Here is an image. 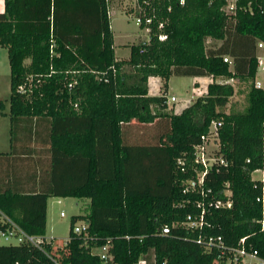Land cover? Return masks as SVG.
<instances>
[{"label": "trees", "instance_id": "obj_1", "mask_svg": "<svg viewBox=\"0 0 264 264\" xmlns=\"http://www.w3.org/2000/svg\"><path fill=\"white\" fill-rule=\"evenodd\" d=\"M136 3L142 28L151 18L148 40L117 59L111 0H4L0 47L9 65L10 131L20 119L47 120L51 185L31 193L0 188V212L41 238L48 198L87 199L89 212L71 218L62 245H0V264H103L90 249L106 243L107 264H217L219 249L207 244L217 237L226 249L264 258V91L254 85L264 0H235L232 13L226 0ZM172 76L243 83L246 106L226 111L234 87L213 81L179 114L168 113ZM149 77L162 81L160 95H148ZM212 122L220 125L215 161L200 197L183 190L202 172L194 147ZM200 214L201 226H192ZM76 222L87 224L88 238L73 234Z\"/></svg>", "mask_w": 264, "mask_h": 264}, {"label": "rangeland", "instance_id": "obj_2", "mask_svg": "<svg viewBox=\"0 0 264 264\" xmlns=\"http://www.w3.org/2000/svg\"><path fill=\"white\" fill-rule=\"evenodd\" d=\"M137 0H111L109 5V21L110 29L115 42V56L119 59H126L129 56V47L132 44L146 42L148 33L145 28L136 25L135 18L138 16L140 9L137 5ZM210 44V43H209ZM220 44V43H217ZM258 56L262 58L264 63V49L259 51ZM256 81L262 85L264 90V72L258 71ZM208 78H190L172 76L167 82V90L165 97L168 113H178L185 107L189 106L194 99L200 96L206 89L209 83ZM234 94L230 100L228 109L233 111H242L246 106V90L243 83L233 85ZM162 81L160 78L152 79L148 84L150 96L161 94ZM9 96V65L7 60V52L0 47V102H3V107L0 108V145L3 139L8 138V117L4 114L8 113L9 106L6 102ZM174 98V102L170 101ZM216 144L212 142L206 145V153L214 151ZM212 150V151H211ZM253 178H260V173L256 172L252 175ZM86 199L75 198H49L48 199V232H52L56 236L53 245H62L68 237L70 221L73 216L87 215L89 205ZM62 213L61 217L59 214ZM80 223V222H76ZM76 223L74 225H76ZM13 241H5L0 237V245H8Z\"/></svg>", "mask_w": 264, "mask_h": 264}, {"label": "built area", "instance_id": "obj_3", "mask_svg": "<svg viewBox=\"0 0 264 264\" xmlns=\"http://www.w3.org/2000/svg\"><path fill=\"white\" fill-rule=\"evenodd\" d=\"M227 6L225 8V11L227 13H232L235 9V0H226ZM182 3V2H181ZM109 13V12H108ZM136 25H141L142 19L140 17L135 18ZM151 23V18H146L144 20L145 24V30L147 33H149V24ZM163 28V24H158V29L161 30ZM166 38V35L163 32H160L158 34L159 40H164ZM258 50L264 49V43L258 42L257 44ZM223 61L227 62L228 64H231V60L228 57H223ZM257 65L258 69L260 71H264V63L261 57L258 56L257 58ZM216 82V83H227L229 81H222L218 79L210 78V82ZM76 81H73L72 83H68V88H72ZM254 85L256 88H260V83L255 80ZM23 86L19 87V91L23 92ZM205 92V91H204ZM203 92V93H204ZM170 101L173 102L174 98H170ZM167 102V101H166ZM74 108L77 109V104H74ZM219 123L212 122L208 134L205 137H202V143L196 147H194V163L197 165H200L202 168L201 173H197L196 180H190L187 182L186 187L184 188L183 192H193L196 191L199 193L200 197H203L204 195V189L202 184L203 176H205L206 171L210 167V165L215 161V158L213 156V152H209L210 154L206 153V145L210 142L213 144H216L217 147V128L219 127ZM216 149V148H215ZM178 164L183 166L182 161H178ZM193 166V165H191ZM184 169L181 168V171ZM263 175V174H262ZM201 201L197 202V207L201 208ZM220 206V203L217 202L215 204V207ZM61 217L63 216L62 213L59 214ZM189 219V218H188ZM0 224L3 228L0 229V237L4 239L5 241H13V245H19V244H28L32 245L36 248H39L42 246V244H53L55 238L52 236L49 237H37L28 235L26 232H24L20 227L12 223L8 218H6L1 212H0ZM202 224V216L200 214L198 221L191 222L192 226H201ZM87 224L85 222L76 223V225L73 226L72 231L75 235H84L88 238V233L86 231ZM168 232V228H163L161 230V234H166ZM89 239H93V237H90ZM69 240L67 237L65 239V243ZM240 243H243V239L240 240ZM207 244L210 246H215L217 249H219L220 256L218 257L217 264H264V258H261L257 255L256 251H246L243 249V247L237 248L235 250L226 249L223 247L221 239L219 237L217 238H208ZM91 254H95L99 257V259L102 261L103 264H107L109 261L112 260V255L109 252V244L106 243L101 247L97 248H91L90 249ZM58 264V263H56ZM135 264H147L145 259L138 260Z\"/></svg>", "mask_w": 264, "mask_h": 264}, {"label": "crops", "instance_id": "obj_4", "mask_svg": "<svg viewBox=\"0 0 264 264\" xmlns=\"http://www.w3.org/2000/svg\"><path fill=\"white\" fill-rule=\"evenodd\" d=\"M3 10L4 0H0V13H2ZM116 46L117 45L113 40L114 52ZM259 51L262 50H258V52ZM115 57L119 59L117 56ZM155 78L156 77H149L147 79V89L149 82ZM190 78H208L210 81L211 77ZM218 80L223 81L224 79L218 78ZM224 81H229L227 83L233 85L232 80ZM260 86V88L262 89L261 84ZM147 93H149L148 90ZM180 112L174 114H179ZM4 115L8 117L7 114ZM8 124V138L5 140L3 139V142L0 145V153L2 154L0 156V188L12 186L24 191V193L38 192L40 190L49 188V185H51V183L48 174L50 151L48 143L49 125L47 120L35 118L20 119L14 124L12 133L10 131V123L8 122ZM64 176L65 175H63V177ZM61 183L62 185H65L68 182L64 178H62ZM87 204L89 205V200ZM49 236L56 238V236L53 235L52 232H48V204L46 203L45 237Z\"/></svg>", "mask_w": 264, "mask_h": 264}]
</instances>
